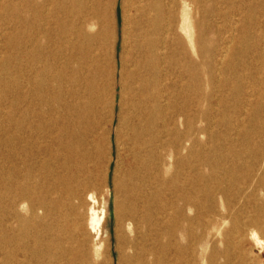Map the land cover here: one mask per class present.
I'll return each mask as SVG.
<instances>
[{"label": "rangeland", "instance_id": "obj_1", "mask_svg": "<svg viewBox=\"0 0 264 264\" xmlns=\"http://www.w3.org/2000/svg\"><path fill=\"white\" fill-rule=\"evenodd\" d=\"M135 1L0 0V264L50 263L77 235L86 249L97 240L109 244L110 264L128 251L123 237L134 224L123 186L132 161L124 84ZM160 9L149 68V107L156 109L147 151L154 234L172 264H236L242 255L264 264L262 232V244L250 236L244 250L237 241L248 219L260 218L264 226V0H160ZM64 22L68 31L74 24L99 33L95 45L105 43L96 51L106 61L105 76L78 99L87 116L83 130L91 133L84 161L88 171L100 170V189L91 188L99 201L96 228L93 211L81 219L76 207L75 193L88 171L63 160L57 166L54 158L39 160L50 161L48 177L28 169L27 155L36 148L27 146L26 129L36 113L23 122L25 142L15 145V58L26 67L25 112L33 98L26 94L40 81L32 68L52 52V74L60 71L56 54L66 44L60 38ZM69 134L63 127L64 143Z\"/></svg>", "mask_w": 264, "mask_h": 264}, {"label": "bare ground", "instance_id": "obj_2", "mask_svg": "<svg viewBox=\"0 0 264 264\" xmlns=\"http://www.w3.org/2000/svg\"><path fill=\"white\" fill-rule=\"evenodd\" d=\"M133 8L134 20L132 23L129 69L124 84L125 99L128 106L125 135L132 161L126 171L123 186L129 208L128 216L134 224V229L130 235H124L123 237L129 249L119 260V264H172L173 262L161 249V244L152 229L153 215L151 209L153 205L148 190V170L151 165L147 151L152 142L149 122L156 111L154 106L149 107L150 103L154 101L153 94L150 93L154 74L150 73L149 68L154 63L152 53L158 42L156 32L159 25L157 18L161 10L160 0H136ZM67 13L66 10L65 15ZM65 25L67 24L65 23ZM64 26L60 38L66 44L65 47L60 48L58 55L56 54V57L62 62L59 67L60 71L58 74H52L54 71V65L52 62L50 63V58L54 55L52 52H48L46 57L40 61L39 66L32 68L35 69L37 80L40 81H36L38 86L35 85V88L26 94L32 96V92L33 98L30 100L31 103L28 104L25 112L21 109L26 96H23L21 89L23 88L22 71L26 67H23L17 58H15L13 74L15 145L20 148L25 142L20 138L23 132V122L29 114L36 113L37 120H31L26 129L29 138L26 141L27 146L36 148L35 151L27 155L29 159L28 169L30 171L38 169L47 177L50 161H39L43 158H54V164L63 160L65 165L68 163L73 166H80L83 172L88 171V166H86L84 160L91 155V151L87 147L91 133L90 130H83V122L87 116L83 105L79 103L78 99L84 95V92L90 93L89 90L95 87L97 79L105 76L106 68V61L96 56L98 48L104 50L105 43H98V45L93 43L95 37L99 38L100 34L93 35L87 32L85 28H78L74 24L70 26V31ZM108 37L111 46L112 39L110 36ZM18 52L20 53L19 50ZM32 69L29 68L28 71L31 72ZM41 79H43L42 82ZM110 82V97H114V93L112 95L114 89L113 70L110 71ZM28 83H32L30 76L28 77ZM85 86H88L89 89L83 91ZM97 86L99 87L100 84ZM98 94V98L101 99L102 95ZM51 95H57L54 101H52L53 97ZM63 127L70 129L67 143H64L61 138ZM62 146L66 147V153H63ZM96 152L99 154L101 151L98 148ZM99 177V168L94 171L89 169L86 180L78 186L75 193L79 201L76 207L80 210L81 219L87 212L93 211L95 214V217H93L95 228L100 224V219L97 218L96 211H94V207L99 201L91 192V188L100 189ZM260 220V218H250L240 227L237 238L238 246L244 247L245 250V245L248 244V237L250 236L255 237V242L258 244L263 243V239L257 236L259 231L264 234V226L260 223ZM78 242H80V239L77 235L72 243L64 244L57 255L50 257L53 264L111 263L110 245L106 242L104 244L103 240L93 242L91 250L86 249L83 244H80L81 242L79 244ZM102 245H105L103 246L104 249H102ZM262 249H264V244H262ZM100 256H103L101 260L99 259ZM229 260L227 262H230ZM260 261V258L249 260L246 255H242L236 264H260ZM52 262L47 264H52Z\"/></svg>", "mask_w": 264, "mask_h": 264}]
</instances>
